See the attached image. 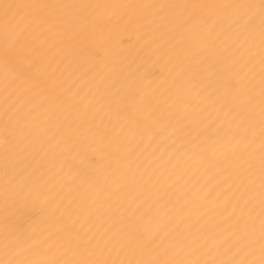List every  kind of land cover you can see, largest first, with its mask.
<instances>
[{
  "label": "bare ground",
  "instance_id": "1",
  "mask_svg": "<svg viewBox=\"0 0 264 264\" xmlns=\"http://www.w3.org/2000/svg\"><path fill=\"white\" fill-rule=\"evenodd\" d=\"M0 264H264V0H0Z\"/></svg>",
  "mask_w": 264,
  "mask_h": 264
}]
</instances>
